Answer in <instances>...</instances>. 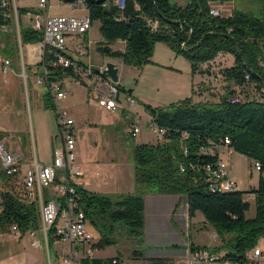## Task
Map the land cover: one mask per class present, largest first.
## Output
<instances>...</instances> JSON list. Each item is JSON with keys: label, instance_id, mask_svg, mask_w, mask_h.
I'll return each instance as SVG.
<instances>
[{"label": "trees", "instance_id": "obj_1", "mask_svg": "<svg viewBox=\"0 0 264 264\" xmlns=\"http://www.w3.org/2000/svg\"><path fill=\"white\" fill-rule=\"evenodd\" d=\"M217 1L189 0L178 5L170 0H125L121 8L118 0H84L92 22L100 21L102 40L97 50L103 57L120 58L125 65L134 67L155 64V46L162 42L190 61L193 74H204L205 65L221 55L234 57L232 66L221 69L222 77L231 86L220 101L195 102L191 96L169 106L145 104L153 122L164 129V135L163 141L134 145V193L104 194L76 185L80 206L100 234L93 244L95 249L116 242L114 234L120 222L126 225L129 235L144 240L145 196L180 195L188 202L190 218L202 213L221 237V245L209 248L220 253L222 261L251 264L248 253L264 235V0H259L260 7L254 9L235 6L229 15L215 8ZM213 10H218V15ZM36 12L34 8L18 7L20 16ZM21 38L28 44L42 41L43 36L42 32L24 26ZM118 40L126 42L125 50L111 47ZM2 52L8 57L18 55L9 42ZM54 58V53L46 50L42 62L51 70V80L74 75L72 67H52ZM248 85L256 88L258 98H246L244 90ZM121 90L125 91L123 87ZM236 96L240 101L233 103ZM43 100L46 108L55 110L47 90ZM225 147L260 164L257 187L247 191L212 187L208 166L216 167ZM10 179L3 176L0 182V234L10 233L13 226L21 235L38 231V203L21 197L9 184ZM253 203L255 215L249 218L247 212ZM54 241L50 231L49 245ZM200 247L208 246L191 244L192 251ZM133 254L136 258L144 257L140 250ZM122 257L117 254L105 259L84 258L81 264H123ZM147 259L149 264H178L167 257Z\"/></svg>", "mask_w": 264, "mask_h": 264}, {"label": "rangeland", "instance_id": "obj_2", "mask_svg": "<svg viewBox=\"0 0 264 264\" xmlns=\"http://www.w3.org/2000/svg\"><path fill=\"white\" fill-rule=\"evenodd\" d=\"M12 1H15L20 7L40 9V0ZM170 1L178 5H185L189 0ZM235 6L254 9L260 7V1L218 0L215 3V8L225 15L231 14ZM86 14L87 9L83 4L73 9L68 2L49 1V15L51 16H82ZM28 20V15H22L20 18L21 27L27 26ZM90 38L94 41L91 49L92 60L96 66H99L105 59L97 50V44L101 38L100 21L92 22ZM7 42L18 51L16 57H10L18 72L21 70L22 55L25 57V54L21 53L19 42L13 32L0 37L1 51ZM162 46L165 49H162ZM169 50L168 45L159 44L156 49V59L166 65H174L175 68L164 66L165 64H162L163 66L134 67L122 64L118 59L115 60L119 67V84L125 89V91L122 90V97L130 94V89L134 91L131 95L136 104L131 107V110L140 115L137 120L129 110L118 115L103 109L92 95L88 85L81 81L72 78L64 81L67 96L61 101L60 109L70 111L77 118L79 149L77 148L76 155L87 172L91 173L82 179L84 188L112 195L136 191L135 168L131 159L133 147L137 143H156L159 140L158 132L148 127L151 115L146 110L145 104L169 106L175 101L173 100L174 92L182 85V82L186 81L190 83L187 97H195L197 102H218L226 94L230 84L222 77L221 69L234 64L233 55L219 56L213 63L205 65L204 74L196 73L194 75L190 61L183 55L175 57V59L177 58L175 61L174 59L170 61ZM24 51L27 53L26 48ZM161 54L164 57H160ZM188 66L189 69H187ZM26 67L29 71L28 60H26ZM177 69L183 71L178 72ZM4 79L5 77L0 73V137H3L2 139L10 149L23 154L22 173L25 174L28 170L27 163H33L35 160V152L40 162H52L53 138L58 132L56 114L54 110L44 106L45 88L37 85L34 79L29 78L27 83L21 77L14 75L8 76V82H5ZM83 79L87 84H90L92 81H96L97 77L91 78L84 74ZM200 87L205 92L204 96L197 92ZM244 93L247 99H253L256 96L258 98L257 90L252 85H248ZM135 121L141 131L133 137L131 124ZM220 156L228 166L232 167L240 189L247 191L258 185L260 172L246 155L241 153L226 155L222 150ZM47 189L45 188V190ZM178 201L179 196L176 195L145 196L144 240L140 241V239L129 235L126 225L120 222L117 223V232L114 234L116 242L107 245L97 254L104 256L119 254L124 257L127 264H149L147 259L149 256H165L178 250L184 252L190 242L205 244L212 248L221 245V237L212 236V232L216 231L212 225L201 221L204 216L200 212L202 217L195 218V225L186 230L184 225L185 198L183 197L179 206L175 207L176 203H179ZM174 208L179 211L177 221L180 222L181 229L173 222ZM254 215L255 205L253 203L247 212V217L250 218ZM206 224L207 228L204 227ZM35 232H37L35 236L30 232L21 240L20 247L16 248L18 251L14 250L15 254L24 260L31 261L32 259L34 261L40 252H43L46 264H60L58 256L61 249H65L67 245L58 241L49 245L41 231ZM12 233H15L13 229L8 234ZM36 239L40 241L39 247L34 245ZM97 241L98 239H94L93 243ZM134 250L143 251L144 255L148 257L146 259L133 257Z\"/></svg>", "mask_w": 264, "mask_h": 264}, {"label": "built area", "instance_id": "obj_3", "mask_svg": "<svg viewBox=\"0 0 264 264\" xmlns=\"http://www.w3.org/2000/svg\"><path fill=\"white\" fill-rule=\"evenodd\" d=\"M49 1L40 0L38 12L28 14L27 26L42 32V41L24 45L17 3L12 0H0V15L3 20L0 24V33L13 32L19 42L21 53L25 54V57L22 55L21 70L17 72L13 60L0 49V73L5 77V82H8V76L14 75L21 77L25 83L32 78L37 85L44 87L54 101L58 124L52 162H40L35 152V160L33 163H27L28 170L25 174L22 173L23 154L10 149L6 142L0 139V182L3 176L12 178L9 184L21 197L38 203L41 215L40 230L46 240L50 231H53L55 241L67 245L65 249H61L58 256L60 264H81L82 259L94 256L93 241L96 238L92 230L93 226L80 206L81 196L76 190V185L82 186V179L88 176V172L76 155L78 148L76 118L68 110L60 109L61 101L67 96L64 80H51V70L42 63L46 50L55 55L51 62L52 67H72L74 75L69 78L88 85L92 95L106 111L111 113L131 111L136 101L131 94L122 97L119 80L104 82L105 63L96 67L84 61L89 56V44L85 39L92 27L89 15L51 16ZM60 2L65 3V0ZM118 3L119 7L123 8L125 0H118ZM69 4L85 6L84 0ZM213 13L218 15L219 12L213 10ZM25 48L27 53L24 51ZM26 60L30 67L29 71ZM84 74L91 78L96 76L97 79L87 84L83 79ZM239 101L240 97L237 96L232 99L233 103ZM148 127L158 132V141H163L164 129L159 128L152 119ZM140 131L137 122H133L132 135L136 136ZM228 143L229 140L226 139V144ZM225 149L229 152L233 151L228 147L223 150ZM253 165L258 171L260 170L257 161H253ZM208 171L213 188L223 191L238 188L237 182L229 174L228 164L222 157L219 158L215 168L208 166ZM13 230L16 231L17 227L13 226ZM220 255L209 247L196 248L185 260V264H231L222 261ZM261 255V249L255 246L249 251L248 259L251 264H261ZM122 260L123 264H127L123 257ZM114 262L116 263V260Z\"/></svg>", "mask_w": 264, "mask_h": 264}, {"label": "crops", "instance_id": "obj_4", "mask_svg": "<svg viewBox=\"0 0 264 264\" xmlns=\"http://www.w3.org/2000/svg\"><path fill=\"white\" fill-rule=\"evenodd\" d=\"M80 5V4H79ZM79 5H77V6H71V8H73V9H76ZM18 6V5H17ZM18 7H20V6H18ZM130 8V7H129ZM136 8H138L137 6H136ZM87 14H88V11H87ZM86 14V15H87ZM28 15V14H27ZM29 23V22H28ZM91 30V29H90ZM90 30H89V32L86 34V36H85V39H86V41L88 42V44H89V56L87 57V58H85L84 59V61H86V62H89L90 64H92L93 66H96L95 65V63L93 62V60H92V56H91V49H92V47H93V45H94V41L90 38ZM102 40V37L99 39V41H101ZM98 41V42H99ZM159 44H162V42H159V43H157L156 44V48H155V51H154V55H153V60H154V62H155V64H147V65H156V66H161L162 64L164 65V66H169V67H171V68H175L174 67V65H172V66H170V65H166V63H161V61H158L159 59H156V49H157V47H158V45ZM164 45H167V44H165V43H163ZM111 47L113 48V49H115V50H125V47H126V42L125 41H123V40H118V41H116L114 44H112L111 45ZM164 46H162V49H165V48H163ZM169 47V46H168ZM169 58H170V61H172V59H174V61L177 59H175V57H181V55H178V54H176L170 47H169ZM175 55V56H174ZM160 57H164V55H159ZM105 59L102 61L103 63L102 64H104V63H106L107 61H109V60H112L113 62H115L116 64H117V62L115 61L116 59H118V60H120L121 61V63L122 64H124L123 63V60L122 59H120V58H109V57H104ZM169 60V59H168ZM189 61V60H188ZM102 64H100V65H102ZM167 64H171V63H167ZM99 65V66H100ZM162 65V66H163ZM191 65V64H190ZM146 66V65H145ZM144 66V67H145ZM97 67V66H96ZM179 68V67H178ZM187 69H189V66H188V68ZM177 70H179L178 72H182L183 70H181V69H177ZM195 75V74H194ZM69 77H66L65 79H64V81L66 80V79H68ZM130 90H132L131 92H130V94H133L134 93V91H133V89H130ZM189 90H190V83H188L187 81L186 82H182V85L176 90V92H174V94H173V100H175L174 102H177V101H179V100H182V98H184V97H186L187 98V94H188V92H189ZM198 94H200L201 96H204L205 95V92H203L202 91V88L200 87L199 89H198ZM193 100L195 101V102H197V100H196V98L194 97L193 98ZM159 106V105H158ZM70 112V111H69ZM131 112L136 116V120L138 119L137 117H140V115L138 114V112H134V111H132L131 110ZM71 113V112H70ZM72 114V113H71ZM115 114H122L121 112L120 113H115ZM73 115V114H72ZM74 116V115H73ZM75 118H76V116H74ZM76 121H77V118H76ZM77 123H78V121H77ZM78 125V124H77ZM55 136H56V134L54 135V138H53V148H54V145H55ZM135 137V136H134ZM78 149H79V143H78ZM225 151V154L227 155V154H230V155H232V154H234V153H238V152H236V151H231V152H229L228 150H224ZM44 163V162H43ZM253 163V162H252ZM234 171H233V169H232V167L231 166H229V174H230V176L237 182V184H238V189L239 190H242V189H240V187H239V182H238V179L236 178V175H234V173H233ZM91 173H88V176L90 175ZM97 175H99V174H97ZM82 184H83V181H82ZM258 186V185H257ZM256 186V187H257ZM124 193H126V192H124ZM147 196H151V197H160V196H165V195H161V194H147L146 195V197ZM167 196V195H166ZM168 196H170V195H168ZM173 196V195H172ZM176 196H179V203H176V205L177 204H180V202H181V199L183 198V196H180V195H176ZM185 198V197H184ZM176 205H175V207H176ZM184 207H185V217H184V225H185V228H186V230H188L190 227H192V225H195V223H194V219L195 218H197L198 216L199 217H202L201 216V214L199 213V212H197L196 213V215H195V217H193V218H190V216H189V206H188V202H187V200H186V198H185V204H184ZM173 222L176 224V226L177 227H179V229H181V227H180V222L179 221H177V218L179 217V211H178V209H175L174 208V210H173ZM201 221L203 222V223H206V220L204 219V218H201ZM194 223V224H193ZM204 227H206L207 228V224L206 225H204ZM211 227V226H210ZM92 230H93V233H94V235H95V239H100V234L98 233V231L94 228V227H92ZM39 231H41L40 229H39ZM15 233H12V234H0V264H46V258H45V254H43V252H40V254L36 257V259L34 260V261H32V259H31V261L30 260H24V259H22V258H20L19 256H17V254H15L16 253V251H18L16 248H19L20 247V243H21V240L28 234H25V235H21V233L20 232H18V231H14ZM42 232V231H41ZM30 233V232H29ZM32 234H34V236L36 235V233L37 232H35V231H33V232H31ZM42 234H43V236H44V233L42 232ZM212 236L214 237H218V235H217V233L216 232H212ZM45 237V236H44ZM45 240H46V238H45ZM36 242H39V244H34L35 245V247H39L40 246V241L39 240H35L34 241V243H36ZM46 242H48V240H46ZM191 244H195L196 246H207V245H205V244H200V243H194V242H190L189 243V245L186 247V249H185V251L184 252H180L179 250L178 251H175V252H173L172 254H169V255H165V256H149V258L150 257H167V258H171V259H173L176 263H178V264H185V260L188 258V256H190V254L192 253V250H191ZM208 247H210V246H208ZM256 247H259L260 249H261V252H262V255H261V257L263 258H261V264H264V235L263 236H261L260 238H259V240H258V242H257V245H256ZM14 250H16L15 252H14ZM101 249H95L94 250V258L96 257V258H103V259H105V258H110V257H114V256H116V255H114V256H104V255H98L97 254V252H99ZM146 257H148V256H145L144 255V257H141V259H143V258H145L146 259ZM124 258V257H123Z\"/></svg>", "mask_w": 264, "mask_h": 264}, {"label": "water", "instance_id": "obj_5", "mask_svg": "<svg viewBox=\"0 0 264 264\" xmlns=\"http://www.w3.org/2000/svg\"><path fill=\"white\" fill-rule=\"evenodd\" d=\"M106 68L103 71V75L110 77L114 81L119 80V67L118 65L113 62L112 60H109L105 63ZM132 90H130L131 92Z\"/></svg>", "mask_w": 264, "mask_h": 264}, {"label": "bare ground", "instance_id": "obj_6", "mask_svg": "<svg viewBox=\"0 0 264 264\" xmlns=\"http://www.w3.org/2000/svg\"><path fill=\"white\" fill-rule=\"evenodd\" d=\"M104 82H112V79L104 75ZM228 190H233V189H228Z\"/></svg>", "mask_w": 264, "mask_h": 264}]
</instances>
